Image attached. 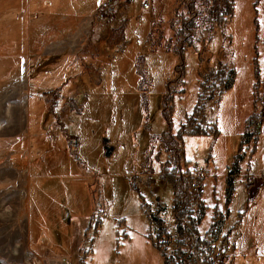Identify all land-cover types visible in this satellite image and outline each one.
Segmentation results:
<instances>
[{
  "label": "rangeland",
  "instance_id": "374dc122",
  "mask_svg": "<svg viewBox=\"0 0 264 264\" xmlns=\"http://www.w3.org/2000/svg\"><path fill=\"white\" fill-rule=\"evenodd\" d=\"M102 1L0 0V264L175 262L185 233L172 206L188 186L175 164L209 174L202 195L183 196L192 242L217 228L215 210L224 218L192 258L264 264V0H221L216 13L211 0L209 20L205 0ZM220 64L235 79L196 115L206 135L176 139L199 66Z\"/></svg>",
  "mask_w": 264,
  "mask_h": 264
},
{
  "label": "trees",
  "instance_id": "16d2710c",
  "mask_svg": "<svg viewBox=\"0 0 264 264\" xmlns=\"http://www.w3.org/2000/svg\"><path fill=\"white\" fill-rule=\"evenodd\" d=\"M194 0H191L190 4L188 5L189 8L192 9V3ZM211 0H205V3L207 5V18L208 20L210 19V16L212 14V10L210 11V8H208V4L210 3ZM229 4V1L225 2ZM230 8V5H226V9ZM224 13V12H223ZM220 13L216 16V23L218 24H223L226 21V14L228 13ZM198 12H195V15L197 16ZM150 22V20H149ZM194 26V24L191 21H186L185 19L183 21H181L180 25L178 26V32L179 33H183L182 35V39H184V46L188 45L186 44V42H188V35L186 34V32L188 31V33L191 31V27ZM193 28V27H192ZM150 29H151V25H150ZM148 34L150 35V31L148 30ZM148 36V35H147ZM148 41V39L146 40ZM179 53H177L180 58V60L183 57V52L181 51V49L178 51ZM179 64V63H178ZM180 65V69L177 70L176 76H175V80H168L165 84V88H164V92L162 94V114L165 120H168V115H167V110L170 108L172 110L173 108V103H172V96L173 93L178 91V92H183V86H181L182 88H177V86L181 85V81H182V77H183V62L179 64ZM225 66L223 65H219L218 70L213 69L212 67H209L207 65L205 66H199L198 69V77H199V93L197 96V99L192 107V110L189 114H187L186 116H184V120L182 122H180L178 129L176 130L174 136L176 137V139L181 140L182 137L184 135H204L207 133V130L205 129V127H203L201 124H196L195 123V117L198 114H201V111H203V106L206 102H208L210 100V98L212 97L213 92L215 91V89L217 88H222L224 87V89H228L229 87H231L233 81H234V72L231 69H226L224 68ZM141 80L143 79V76H141ZM202 86V90H200ZM178 89V90H176ZM166 112V113H165ZM166 174H168L166 172ZM163 175H165V173L163 172ZM230 177V176H229ZM230 181V180H229ZM180 198L179 200H177L175 203H173V206H176L177 208H179V213L177 215V218L179 220L183 221L182 227L180 226V230L178 232L180 233H185L184 237L181 238L178 242V246L176 248V259L175 262H172L171 264H186V262H189L187 264H211L210 261L206 262L208 260V255L206 254L204 256V258H206L204 260V262H200L198 260V258H200V253L197 255L196 258H192L193 255H196V253H198L200 250V246L202 244H210L212 239H215L216 237H218V233L220 231V227L222 221L224 220V218H222L220 212H218V217L214 216L216 214V210H215V214L211 216L212 218V223L217 225V228H215V230L211 231L212 228H209V231H207L205 233V236L203 235V237H200V239L194 238L193 242H192V233L196 232V227L197 225H195V220L197 219L196 217L192 216L191 212L189 210V208L187 207V201L183 199L184 193H185V187H180ZM228 202V201H227ZM184 209V210H183ZM186 209V210H185ZM183 211H186V213L183 215L181 214ZM155 220L157 221L158 219L155 218ZM160 221V220H158ZM184 226V228H183ZM206 234H209V236L207 237ZM210 239V240H209ZM195 241V243H194ZM184 246V247H182ZM209 247V246H208ZM195 251V252H193ZM203 257V255H202Z\"/></svg>",
  "mask_w": 264,
  "mask_h": 264
},
{
  "label": "built area",
  "instance_id": "2783aa9c",
  "mask_svg": "<svg viewBox=\"0 0 264 264\" xmlns=\"http://www.w3.org/2000/svg\"><path fill=\"white\" fill-rule=\"evenodd\" d=\"M101 5H103V8H108L111 9L112 6L110 5L109 0H103L101 2ZM143 5L146 7L148 6L147 2H143ZM111 6V7H110ZM218 7H221V0H219L216 4H214L213 7V13H216ZM220 9V8H219ZM245 147L244 146H239L238 147V152L237 154H241L245 151ZM239 161V160H238ZM239 162H232V164L230 165H225L224 166V173L225 174H230L232 173V169L233 168H238L237 164ZM175 166L178 168V172H177V176L180 179L181 183L185 181H187L188 186L187 188H185V195L186 193H191V194H195V195H202L205 192V182H204V178H206V176H208V170H207V166L206 165H195L193 168H180L179 166H177L175 164ZM229 176V175H228ZM184 195V196H185ZM211 252L213 253V250H211Z\"/></svg>",
  "mask_w": 264,
  "mask_h": 264
},
{
  "label": "crops",
  "instance_id": "0c3cea01",
  "mask_svg": "<svg viewBox=\"0 0 264 264\" xmlns=\"http://www.w3.org/2000/svg\"><path fill=\"white\" fill-rule=\"evenodd\" d=\"M56 48H58V46L56 47ZM134 68V67H133ZM132 70H134V69H132ZM35 74H36V72H34ZM140 73H142V72H140ZM138 74V73H137ZM42 78V76L39 78V80ZM234 79H235V77H234ZM39 82V81H38ZM36 83V82H35ZM233 83H234V81H233ZM128 121V120H127ZM125 122V121H124ZM189 134H187L186 136H188ZM206 134H204V136H205ZM183 141V140H182ZM113 149L112 150H114V147H112ZM105 156H106V154H105ZM185 160H186V162L187 161H190V159H187V158H184ZM185 164H183V166H184ZM186 166V165H185ZM187 167H189V166H186V168ZM100 202V201H99Z\"/></svg>",
  "mask_w": 264,
  "mask_h": 264
},
{
  "label": "water",
  "instance_id": "95a60500",
  "mask_svg": "<svg viewBox=\"0 0 264 264\" xmlns=\"http://www.w3.org/2000/svg\"><path fill=\"white\" fill-rule=\"evenodd\" d=\"M105 154L108 155L110 153V148H108L107 146H105Z\"/></svg>",
  "mask_w": 264,
  "mask_h": 264
},
{
  "label": "bare ground",
  "instance_id": "6f19581e",
  "mask_svg": "<svg viewBox=\"0 0 264 264\" xmlns=\"http://www.w3.org/2000/svg\"><path fill=\"white\" fill-rule=\"evenodd\" d=\"M181 239V238H180Z\"/></svg>",
  "mask_w": 264,
  "mask_h": 264
}]
</instances>
